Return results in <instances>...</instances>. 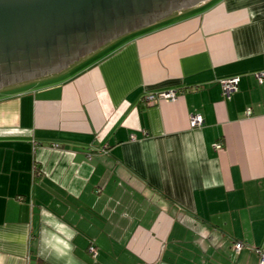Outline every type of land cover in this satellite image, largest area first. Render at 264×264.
Returning a JSON list of instances; mask_svg holds the SVG:
<instances>
[{
  "label": "crops",
  "instance_id": "0c3cea01",
  "mask_svg": "<svg viewBox=\"0 0 264 264\" xmlns=\"http://www.w3.org/2000/svg\"><path fill=\"white\" fill-rule=\"evenodd\" d=\"M167 16L1 91L0 264H261L264 0Z\"/></svg>",
  "mask_w": 264,
  "mask_h": 264
},
{
  "label": "water",
  "instance_id": "95a60500",
  "mask_svg": "<svg viewBox=\"0 0 264 264\" xmlns=\"http://www.w3.org/2000/svg\"><path fill=\"white\" fill-rule=\"evenodd\" d=\"M175 4L172 0H0V76L22 80L56 72L79 59L81 48L89 53L98 48L91 45L98 40L105 43L150 25L170 14Z\"/></svg>",
  "mask_w": 264,
  "mask_h": 264
},
{
  "label": "built area",
  "instance_id": "2783aa9c",
  "mask_svg": "<svg viewBox=\"0 0 264 264\" xmlns=\"http://www.w3.org/2000/svg\"><path fill=\"white\" fill-rule=\"evenodd\" d=\"M256 77L261 81L264 82V70L258 71L256 73ZM239 81L240 77L235 76V77H230V78H224L221 79V86H222V91L223 94L226 97H229L233 92L237 91L239 88ZM178 98V93L176 90L170 89V90H163V91H157V92H151L148 93L145 96V101L148 104L156 103L160 99H166V100H176ZM247 115L252 114V109L248 108L246 110ZM204 123V118L200 113H193L190 118V124L191 127H199ZM215 146L217 148H220L222 145L221 143H216ZM245 246V243L242 241H238L235 243V250L239 252L243 247ZM90 251L93 254H97V249L94 246L90 247ZM260 252V263L264 264V251L259 250Z\"/></svg>",
  "mask_w": 264,
  "mask_h": 264
},
{
  "label": "flooded vegetation",
  "instance_id": "af4514ba",
  "mask_svg": "<svg viewBox=\"0 0 264 264\" xmlns=\"http://www.w3.org/2000/svg\"><path fill=\"white\" fill-rule=\"evenodd\" d=\"M192 1H194V0H183L182 2H181V5H182V7H186V6H190V5H188V3H190V2H192ZM172 2L175 4L176 3V0H172ZM181 5H176L175 4V6L173 7L174 8V10H177L178 8V6H181ZM191 5H193V3L191 4ZM182 7H180V8H182ZM173 10V11H174ZM113 39V38H112ZM112 39H110V40H112ZM109 40V41H110ZM109 41H107V42H109ZM104 40L101 42V41H97L96 42V44L94 43H92L91 45H93V46H98V47H100L101 45H103L104 43ZM107 42H105V43H107ZM84 49V50H83ZM83 51V52H82ZM79 58H81L82 56H84V55H86L87 53H85V48L83 47V48H81V50H79ZM48 54V53H47ZM75 60H77L76 58H75ZM74 60V61H75ZM73 61V62H74ZM52 72H55V71H45V72H41V74L40 75H38V76H31V77H28V78H22V80L21 79H19L20 77L19 76H14V77H12V78H7V79H5L4 80V78H3V76H0L1 78H0V87H3V88H5V87H9V86H11V85H16L17 83H20V82H24V81H30V80H33V79H35V78H37V77H40V76H44V75H47V74H49V73H52Z\"/></svg>",
  "mask_w": 264,
  "mask_h": 264
},
{
  "label": "rangeland",
  "instance_id": "374dc122",
  "mask_svg": "<svg viewBox=\"0 0 264 264\" xmlns=\"http://www.w3.org/2000/svg\"><path fill=\"white\" fill-rule=\"evenodd\" d=\"M170 16H171V15H170ZM167 17H168V16H167ZM129 33H130V32H129ZM126 34H128V33H126ZM126 34H123V35H121V36H119V37H117V38H114V39L110 40V41L107 42V43H104L103 45H101L100 47L94 49L93 51L89 52V53L86 54V55H88L89 57L92 58V56L94 57V55L96 56V55H98V54H102L103 52H105V51H107V50L113 48L115 45H117V44L119 43V41H120L121 39H123V38H121V37H122V36L124 37V35H126ZM86 55H85V56H86ZM88 56H87V57H88ZM81 59H82V58H81ZM87 61H89V58H85V57H83V59H82L81 61H79L78 59L75 60V61H74V64H73V62H72L70 68H68V69H64L62 72H60V73H61V76L68 75L70 72H72V71L78 69L79 67L84 66V64H85ZM75 62H76V63H75ZM60 70H62V69H60ZM60 70H59V71H60ZM58 75H59V73H58ZM3 89H4L3 87H0V93H1V91H2Z\"/></svg>",
  "mask_w": 264,
  "mask_h": 264
}]
</instances>
